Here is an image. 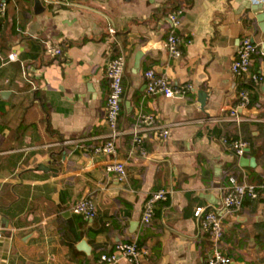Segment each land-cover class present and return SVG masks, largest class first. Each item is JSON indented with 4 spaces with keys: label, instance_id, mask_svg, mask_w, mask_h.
<instances>
[{
    "label": "crops",
    "instance_id": "1",
    "mask_svg": "<svg viewBox=\"0 0 264 264\" xmlns=\"http://www.w3.org/2000/svg\"><path fill=\"white\" fill-rule=\"evenodd\" d=\"M67 1L10 0L0 31V264H101L100 255L129 240L145 253L138 263L121 258L118 264H206L213 248L195 209L220 208L230 178L264 183V54L253 57L249 68L263 79L251 83L246 121L227 120L237 104L240 79L230 65L240 40L250 36L263 52L258 17L264 0ZM176 7L183 9L176 31L182 53L171 57L165 40ZM47 43L63 55L45 53ZM12 50L38 55L21 61L30 81L22 72L8 88L5 81L18 62L7 60ZM121 54L127 60L119 121L124 135L110 158L94 149L109 134L107 65ZM149 69L173 86L191 84L194 90L173 99L148 94ZM200 90L207 95L203 107ZM139 114L154 116L169 131L166 139L150 132L143 156L133 150L131 134ZM223 139L246 142L243 157L254 158L255 167L239 166ZM112 159L126 164L125 183L106 171ZM158 190L168 198L154 205L144 224L145 203ZM86 198L96 203L95 220L71 212ZM262 207L246 200L234 214L220 210V249L232 264H264ZM83 241L89 254L78 249Z\"/></svg>",
    "mask_w": 264,
    "mask_h": 264
},
{
    "label": "built area",
    "instance_id": "2",
    "mask_svg": "<svg viewBox=\"0 0 264 264\" xmlns=\"http://www.w3.org/2000/svg\"><path fill=\"white\" fill-rule=\"evenodd\" d=\"M47 2H59L70 4L67 0H46ZM6 3L0 4V16L4 17L6 14ZM182 10L172 11L168 19L170 21V32L165 40V48L171 57H180L181 50L179 48L180 38L176 31L181 24ZM47 52L53 56L63 55L61 47L52 43L46 44ZM258 46L253 42L250 36H244L236 49L235 56L230 65V72L240 80L248 83L258 84L262 79L261 73H250L251 57L256 53ZM261 51V50H260ZM261 54H264L261 51ZM9 62L19 61L20 54L16 50H12L7 56ZM127 60L125 55L121 54L112 58L107 65V77L110 80V93L107 101V116L106 122L109 129V134L106 141L94 149L95 154L105 155L110 158L117 156V142L124 132L119 129V121L122 112V100L124 95V73L126 71ZM23 75L29 80L27 71L23 67ZM146 92L148 94L160 93L166 99H173L176 96H184L187 92L194 90L191 84H183L180 86H173L168 79L157 74L154 70L149 69L144 72ZM6 83L9 79H6ZM249 89L240 87L236 92L237 104L228 114L227 120L233 124L240 125L246 121L242 115L250 105ZM1 96V93H0ZM150 132L158 133L161 139H166L169 136L168 130H162V127L156 124L155 118L152 115H137V124L131 130L133 136V150L140 155H145L143 147L144 141L148 138ZM231 151L235 153L238 158L244 156L248 144L244 141H228L222 140ZM106 171L114 173L118 182L125 183L128 179L126 164L116 159L107 165ZM220 201V208L207 210L205 208H196L194 217L199 224L202 233L209 235L213 252L208 258L206 264H232L231 260L226 257L220 249V244L223 235L222 217L219 215L220 210L224 214H234L238 212L247 198L250 200H263L262 215L264 216V183L259 185H252L237 183L234 179H229V186L225 189ZM168 198V192L165 190H158L151 194L144 206L142 214V222L148 224L154 211V205L157 202H165ZM75 215L83 216L86 220H94L98 216V209L96 203L91 198L83 199L77 202L71 209ZM0 233V237H1ZM144 251L137 246L136 242L122 243L117 247V252L112 255H102L100 262L105 264H118L121 258H125L132 263H138L144 255Z\"/></svg>",
    "mask_w": 264,
    "mask_h": 264
},
{
    "label": "trees",
    "instance_id": "3",
    "mask_svg": "<svg viewBox=\"0 0 264 264\" xmlns=\"http://www.w3.org/2000/svg\"><path fill=\"white\" fill-rule=\"evenodd\" d=\"M10 0H4V2L6 3V5H7V7H6V14H5V16L4 17H1L0 16V31L4 28V26H5V22H6V20L8 19V17H9V2ZM3 1H0V4L2 3ZM178 9H181V8H179V7H176L174 10H178ZM174 10H172V11H174ZM181 10H183V9H181ZM171 11V12H172ZM42 46V45H41ZM42 48H43V51L45 52V53H48L47 52V48H46V46H42ZM1 49V48H0ZM40 48L38 47V46H36V47H33V51H38ZM63 51V50H62ZM5 52V51H4ZM9 55V51H8V54H7V56ZM37 53L36 54H31V53H23V54H21L20 55V60L18 61V62H16L15 64H14V66H15V70H16V74L14 75V76H11L10 77V79H9V82H8V88H14L15 86H16V84L18 83V79H19V75H21L22 74V72H23V69H22V65H21V61H24V60H26V59H29V58H37ZM62 56V55H61ZM261 57L262 56V54H261V51H260V48L258 47L257 48V51H256V53H254L253 55H252V57H251V61H252V59H253V57ZM54 57H60V56H54ZM2 61L0 60V63H1ZM29 85H28V83H25L24 84V86L23 87H25V88H23L24 90L25 89H28L29 87H28ZM240 87H245V88H247V89H250V88H252L253 87V84H251V83H248V82H245V81H243V80H240V82H239V85H238V88H240ZM0 89H1V87H0ZM252 101L253 100H251V103H252ZM4 107H5V105H4V102L3 101H1V99H0V111L2 112L3 110H4ZM250 147V146H249ZM233 154L235 155V153L233 152ZM225 181V178H224V180H223V182ZM246 200H249V201H253V200H250V199H245L244 201H246ZM258 201H260V202H262V204H263V200H261V199H259ZM164 203V202H163ZM154 213H155V210L153 211V215H154ZM81 217H83V216H81ZM98 217V216H97ZM96 217V218H97ZM84 218V217H83ZM95 218V219H96ZM85 219V218H84ZM94 219V220H95ZM86 220V219H85ZM104 227H105V224H104ZM206 236H207V238H208V240L210 241V245H211V247H212V244H211V240H210V237H209V235H207L206 234ZM134 241H132V240H129V241H126V242H123V243H133ZM119 244H122V243H119ZM119 244H117L115 247H114V249L111 251V252H109L108 253V255H112V254H115L116 252H117V247H118V245ZM137 246L139 247V245H138V243H137ZM101 256L102 255H100L97 259H98V261H100V259H101ZM227 257V256H226ZM101 264H105V263H101Z\"/></svg>",
    "mask_w": 264,
    "mask_h": 264
},
{
    "label": "water",
    "instance_id": "4",
    "mask_svg": "<svg viewBox=\"0 0 264 264\" xmlns=\"http://www.w3.org/2000/svg\"><path fill=\"white\" fill-rule=\"evenodd\" d=\"M260 8L262 9V6L259 5ZM258 19L260 20V27L261 30L263 32V42H262V49H263V53H264V12L262 11L261 15L258 17ZM143 52L141 50L137 51L136 56H135V64H134V71H137L139 69V64H140V59L142 57ZM9 92H3L2 95H8ZM206 93L202 90L198 91V101L201 107L204 106L205 104V100H206ZM246 153L249 152V149H246L245 151ZM239 166L241 167H255V160L254 158H245V157H241L239 159ZM39 170H45V171H55L52 169H48L44 166L40 167ZM78 249L85 252L86 254H89L91 251L90 246L87 244V242L83 241L78 245Z\"/></svg>",
    "mask_w": 264,
    "mask_h": 264
}]
</instances>
